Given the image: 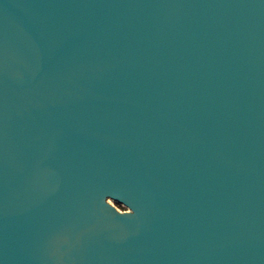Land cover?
Segmentation results:
<instances>
[{
  "label": "water",
  "instance_id": "1",
  "mask_svg": "<svg viewBox=\"0 0 264 264\" xmlns=\"http://www.w3.org/2000/svg\"><path fill=\"white\" fill-rule=\"evenodd\" d=\"M0 264H264V0H0Z\"/></svg>",
  "mask_w": 264,
  "mask_h": 264
},
{
  "label": "rangeland",
  "instance_id": "2",
  "mask_svg": "<svg viewBox=\"0 0 264 264\" xmlns=\"http://www.w3.org/2000/svg\"><path fill=\"white\" fill-rule=\"evenodd\" d=\"M116 205H118L121 209H125L126 208V206L125 205H123V204H121V203H115Z\"/></svg>",
  "mask_w": 264,
  "mask_h": 264
}]
</instances>
